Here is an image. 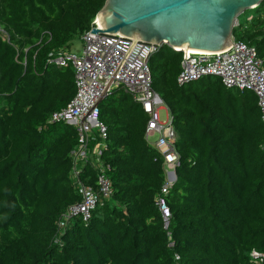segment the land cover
<instances>
[{
	"label": "trees",
	"instance_id": "obj_1",
	"mask_svg": "<svg viewBox=\"0 0 264 264\" xmlns=\"http://www.w3.org/2000/svg\"><path fill=\"white\" fill-rule=\"evenodd\" d=\"M107 0H0V264H264V118L249 90L219 77L178 83L183 54L152 56V87L177 134L178 179L157 200L166 172L146 139L149 117L122 87L99 105L108 127L102 156L80 162L78 131L52 123L76 95L72 65L50 62L88 33ZM233 30L264 61V2ZM9 39V40H8ZM112 197L90 222L63 215L80 186ZM62 232V233H61Z\"/></svg>",
	"mask_w": 264,
	"mask_h": 264
},
{
	"label": "built area",
	"instance_id": "obj_2",
	"mask_svg": "<svg viewBox=\"0 0 264 264\" xmlns=\"http://www.w3.org/2000/svg\"><path fill=\"white\" fill-rule=\"evenodd\" d=\"M94 28H100L97 21L82 38L81 54L61 51L55 57L50 55V62L58 67L71 64L76 76L75 97L66 108L54 113L51 121L76 127L79 145L74 153V163H77L75 175H79L82 172L80 162L101 157L107 146L108 128L100 119V100L120 87L131 94L148 114L147 138L154 139L153 145L163 155L167 165V182L162 188V197L157 200L167 220L170 210L165 197L177 181L176 169L180 159L175 149L173 118L169 116L162 121L160 112L165 104L152 87L149 61L161 46L134 43L119 34H91ZM0 31L7 36L1 28ZM205 76L221 78L227 88L253 91L259 98L264 118V61L254 48L234 41L229 50L220 53L185 50L178 83L184 85ZM104 170L102 166L97 189L80 186L81 201L63 215L62 227L71 218L80 215L84 221L90 222L94 211L112 197L111 180ZM252 256L259 263L264 262V254L254 252Z\"/></svg>",
	"mask_w": 264,
	"mask_h": 264
},
{
	"label": "water",
	"instance_id": "obj_3",
	"mask_svg": "<svg viewBox=\"0 0 264 264\" xmlns=\"http://www.w3.org/2000/svg\"><path fill=\"white\" fill-rule=\"evenodd\" d=\"M263 2L107 0L97 15L100 28H94L91 34H119L134 43L164 45L177 52L220 53L233 45V30L240 16Z\"/></svg>",
	"mask_w": 264,
	"mask_h": 264
},
{
	"label": "clouds",
	"instance_id": "obj_4",
	"mask_svg": "<svg viewBox=\"0 0 264 264\" xmlns=\"http://www.w3.org/2000/svg\"><path fill=\"white\" fill-rule=\"evenodd\" d=\"M237 24H238V22H237ZM237 26V25H236ZM234 41H236L235 39H234ZM162 47H164V45H162L161 46V48ZM161 50V49H160ZM181 52H182V54H183V52L185 51V50H180ZM187 51V50H186ZM191 51V50H190ZM177 52V51H176ZM196 52V51H195ZM150 62V61H149ZM150 65V64H149ZM229 89H231V88H229ZM253 92V91H252ZM256 95V94H255ZM257 96V95H256ZM257 98H258V96H257ZM105 99V98H104ZM165 104V103H164ZM100 105V104H99ZM258 106L260 107V105H259V98H258ZM164 109H167L166 108V106H164L163 107V110ZM260 109H261V112H262V108L260 107ZM144 110V109H143ZM163 110H161V111H163ZM167 111H168V113H169V110L167 109ZM146 113V112H145ZM147 114V113H146ZM262 114H263V112H262ZM148 115V114H147ZM170 117H171V115H170V113L168 114ZM102 121V120H101ZM104 123V122H103ZM105 124V123H104ZM147 126H148V124H147ZM173 127H174V124H173ZM108 128V127H107ZM174 131H175V128H174ZM175 134H176V131H175ZM176 138H177V134H176ZM146 139H147V141H148V143L161 155V157L163 158V160H164V172H166V179H165V184H166V182H167V165H166V163H165V159H164V157H163V155L154 147V145H153V142H155V141H153L154 139H152V140H150V138H147V132H146ZM175 143H176V141H175ZM94 145L95 144H93L92 146V148H94ZM175 149H176V147H175ZM176 152H177V150H176ZM75 153V152H74ZM177 154H178V152H177ZM179 155V154H178ZM179 161H181V158H180V155H179ZM180 165H181V162H180ZM180 165H179V167H180ZM177 169H178V167H177ZM177 169H176V176H177V179H178V175H177ZM177 182V181H176ZM164 184V185H165ZM175 185V184H174ZM164 187V186H163ZM173 188V187H172ZM171 188V189H172ZM170 189V190H171ZM168 195V194H167ZM162 197V196H161ZM159 199V198H158ZM165 200H166V197H165ZM80 201H81V196H80ZM79 203V202H78ZM78 203H76V204H78ZM166 204H167V208H169V210H170V207H169V205H168V203L166 202ZM75 205V204H74ZM73 206V205H72ZM158 206V205H157ZM71 207V206H70ZM102 207V205L101 206H99L98 208H101ZM159 207V206H158ZM97 208V209H98ZM96 209V210H97ZM159 209H160V207H159ZM95 210V211H96ZM95 211H94V213H95ZM160 211H161V209H160ZM94 213H93V215H94ZM161 213L163 214V212L161 211ZM164 218V217H163ZM171 219H172V212H171V210H170V217L167 219V220H165V226H166V228H168L169 227V225H170V221H171Z\"/></svg>",
	"mask_w": 264,
	"mask_h": 264
},
{
	"label": "rangeland",
	"instance_id": "obj_5",
	"mask_svg": "<svg viewBox=\"0 0 264 264\" xmlns=\"http://www.w3.org/2000/svg\"><path fill=\"white\" fill-rule=\"evenodd\" d=\"M251 12V11H247L245 12L244 14H242L239 18V20H244L246 15H248V13ZM82 47H83V41H81V39H77L75 40L72 45H71V50L76 52L77 54H81L82 53ZM168 111L167 109H164L163 111L160 112V115H161V119L162 121H165L167 120V118L169 117L168 115Z\"/></svg>",
	"mask_w": 264,
	"mask_h": 264
},
{
	"label": "crops",
	"instance_id": "obj_6",
	"mask_svg": "<svg viewBox=\"0 0 264 264\" xmlns=\"http://www.w3.org/2000/svg\"><path fill=\"white\" fill-rule=\"evenodd\" d=\"M82 49H83V47H82ZM226 87V86H225ZM227 88V87H226ZM229 89V88H228ZM239 90V89H238ZM129 94V93H128ZM131 95V94H130ZM132 96V95H131ZM133 97V96H132ZM134 98V97H133ZM135 100V99H134ZM136 101V100H135ZM138 103V102H137ZM149 117V116H148ZM71 126V125H70ZM71 127H73V126H71Z\"/></svg>",
	"mask_w": 264,
	"mask_h": 264
}]
</instances>
